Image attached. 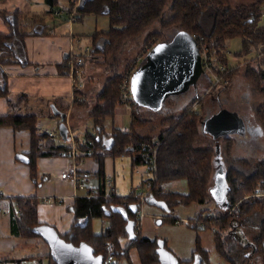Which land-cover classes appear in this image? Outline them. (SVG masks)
Instances as JSON below:
<instances>
[{"label":"trees","instance_id":"trees-1","mask_svg":"<svg viewBox=\"0 0 264 264\" xmlns=\"http://www.w3.org/2000/svg\"><path fill=\"white\" fill-rule=\"evenodd\" d=\"M45 2L51 7L47 14H51L57 0ZM71 2L72 5L75 3L74 0ZM166 10L171 13L169 17H165ZM263 13L262 1L234 7L230 0H81L76 17L77 20L91 14H105L109 17V30L92 36L95 39L94 52L102 54L107 60L117 59L130 43L141 38L154 25L158 27L154 29V33L148 35V41L146 40L149 42L150 37L156 35L153 47L158 43H171L182 31L188 32L194 38L203 36L204 41L197 39L199 48L207 45L217 63L230 67L226 77L231 82L242 72L253 88L259 93H264V70L257 61L246 60L243 65L232 68L228 57L221 53L223 44L234 38L242 39V48L237 55L247 54L259 45H264V29L258 26ZM1 14L10 32L0 34V97L7 98L9 106L8 115L0 117V127L28 130L31 133L30 152L18 153L16 160L30 166L34 177L39 157L66 156L69 145L67 142H54L49 132H41L39 120L43 116L21 112V104L27 103L29 99L24 95L13 97L9 92L2 67L10 63H28L24 44L25 35L28 33L24 31V34H21L22 20H19L18 16L22 17L23 13L16 10L2 11ZM33 20V24H36L41 22L42 18ZM207 21L210 24L206 25ZM39 26L36 25V29L30 34H39ZM172 28L180 30L164 38V33ZM69 72L68 69V75ZM200 79L206 81L210 87L212 79L209 75L203 74ZM120 86V77L111 78L98 95L97 103L89 115L95 128L101 132L105 129V121L113 118L116 108L123 105ZM74 94L79 97L81 92ZM199 97H192L191 104ZM190 100L178 116L166 119L168 128L157 138L162 142L157 156V180L150 200L152 203L164 204L171 210L178 205L215 202L218 207L221 206L215 214L199 213L190 225L196 227L203 223L204 228L212 232L215 250L225 258L224 264H264V195H254L257 190L264 193V160L258 163L242 158L233 160L232 165L225 171V200L216 201L210 189L217 170H224L221 156L215 149L197 146L201 137V122L205 117L199 111H189ZM75 102L83 106L86 101ZM134 107H137L135 101ZM133 115L137 117V122L134 120L130 125L132 135L124 133L121 129H114L113 143H109V149L101 138L91 134H87L86 140L80 145L79 159L84 157L88 142H95L91 157L100 163L101 178L104 177V159L108 157L130 156L134 167L144 165L149 160V154L142 150L139 144L143 141H153L154 137H143L137 132L144 120L135 112ZM257 115L264 129V107L257 111ZM130 145H135L137 150L130 151ZM179 180L187 182L186 194L164 190L165 184ZM11 202L13 206L10 219L16 236L39 239L47 243L50 248V264H61L53 253V246L58 241L66 242L77 249L91 250L93 260L88 263L77 261L78 264H103L109 257L113 258L116 264H120L132 249L136 250L140 264H209L207 256L200 250L194 252L192 259L182 260L169 248L166 240H151L140 236V227H137L139 201L132 196H106L101 189L95 197L77 199L73 205L75 222L66 235H60L54 227L38 221L37 199L15 198ZM95 218L109 222L108 227L100 234L92 231V220Z\"/></svg>","mask_w":264,"mask_h":264},{"label":"crops","instance_id":"crops-1","mask_svg":"<svg viewBox=\"0 0 264 264\" xmlns=\"http://www.w3.org/2000/svg\"><path fill=\"white\" fill-rule=\"evenodd\" d=\"M260 1L263 2L264 9V0H230L231 4L239 2L236 6L252 5ZM22 8L23 10H21ZM16 10L23 13L22 17L18 16V19L22 20L21 34H24V31L28 33L24 38L28 63L26 65L10 63L4 65L2 70L7 78V87L11 95L13 97L24 95L29 99L27 103L21 104L19 110L21 112L41 114L43 118L39 120V123L42 119L54 121L64 116L68 134L76 136L81 144L86 140L87 134H91L101 138L103 144L109 147V143L111 144L110 140L113 139L114 129L110 131L105 128L102 132L97 130L89 116L93 103L88 97L89 94L92 95L93 93L95 78L91 72L96 66L95 62L101 59L100 57L97 58L98 60L95 58L93 44L95 39L92 37L93 35H90L85 42V46L90 47L92 52L85 58L81 74V82L84 85L81 96L84 97L86 102L83 106H80L77 102H74L73 83L70 74H67L69 68L66 60L69 54L73 53L77 38L82 36L79 35L75 28L70 33L68 28L73 27V25H67V28L64 20L57 25L48 27L45 23L44 14L40 15V12H36L34 0H0V34L10 32V28L1 12H14ZM60 16H62V13ZM34 18H42V21L33 24ZM36 25H40V33L30 34L36 29ZM231 67L233 68V66ZM87 71L90 74L88 79L84 78V74ZM238 75L239 73L232 80L229 87L223 90H229ZM203 82L204 88L194 94V98L209 89L208 83L206 81ZM208 96H210V100L207 103V109L213 108L214 95L212 93L207 94L200 108ZM8 113V99L0 97V117H4ZM206 119L207 117L201 122V126L205 124ZM258 128H260V134H263V131L261 132L262 123ZM39 130L42 131L44 129L40 127ZM125 130L122 129L123 132ZM52 131L55 132L54 128L48 129L49 133ZM140 131L139 134L141 133ZM58 134L59 132L57 131ZM205 134L206 144L216 138L208 131ZM142 135L152 136L148 134ZM66 142L62 139L61 143L66 144ZM30 149L31 133L28 130H14L7 126L0 127V264H50V248L47 243L39 239H24L16 236L10 219L13 206L11 201L13 199H37L38 221L54 227L60 235H66L71 231L75 222L76 216L73 212V205L77 199L87 197L88 194L96 196L97 191L101 189L106 196L115 194L117 197L122 198L139 195L143 191L141 182L143 168L134 167L130 156L104 159V177L102 178L99 176L100 163L93 157H81L80 170L90 174L86 182L87 189L81 191L76 189L73 182L61 178V175L74 164V160L66 156L39 157L36 161V175L33 177L31 167L16 160L18 153H29ZM220 161L221 163L223 162V156H221ZM164 186H169L171 189L174 186H178V190L175 191L180 192L175 193L186 194L188 192V184L184 180L167 183ZM185 186L186 188L184 189ZM61 198L64 199L63 203L59 202ZM151 201L148 198L146 203L148 206L143 207L145 213L143 227L146 223L147 214L161 220L163 213L172 211L164 204L152 203ZM146 209L149 210L148 213ZM189 215H196V212L193 211ZM176 219L178 220V218H173L174 221ZM97 220H101V222ZM92 221L99 228V233L109 225L108 221V224H106L104 222L106 220L100 218H95ZM141 227L142 225L140 230ZM189 230L192 232L190 236H182L177 233L182 240L176 242L174 246L168 245L179 258L185 260L191 259L197 247V237L195 238L194 236V230ZM184 231L185 233L187 232L186 230ZM146 237L151 238L148 231H146ZM73 250L80 254L81 258L79 260L82 259L81 261L84 263L93 260V255L89 248L77 249L63 241H58L53 246V253L62 263H65L68 257L71 256ZM23 259L26 260L23 261ZM21 260L22 262H20ZM123 261L124 258L120 264Z\"/></svg>","mask_w":264,"mask_h":264},{"label":"rangeland","instance_id":"rangeland-1","mask_svg":"<svg viewBox=\"0 0 264 264\" xmlns=\"http://www.w3.org/2000/svg\"><path fill=\"white\" fill-rule=\"evenodd\" d=\"M238 3L239 2H234L232 3V5L236 7ZM34 7L37 10L36 12H40V15L44 14L45 23L48 27L57 25L64 20L66 26L73 25V27L71 28H68L67 26L70 33L73 32L74 28L75 30L77 29V32L82 37H76L78 40L75 43L73 53L82 55L89 53L92 49L85 46L86 39H88L90 35L107 32L109 30L110 19L106 15H86L82 20H77L75 23L69 22L67 20L68 13L72 9H76V4L74 3L72 5L71 0L70 3L69 0H57L54 9L60 11L62 13V16H55L52 13L47 14V12L51 10V7L44 0H34ZM21 10H23V8ZM170 15V11L166 10L165 17H169ZM208 24H210L209 21L206 22V25ZM258 26L264 29V15H262L261 20H259ZM157 27L158 26L156 25L152 26L151 30L147 31L141 38L130 43L126 50L117 59L110 58L107 60L106 58L104 59V56H102V54L95 53V58L97 59L98 57H100L101 59H97L98 61L95 62L96 66L91 72L95 77L92 91L93 93L92 95L89 94L88 97L93 103L92 107H95L97 103L96 101L98 100V95L104 90L106 84L111 78L120 77L122 84L123 78L132 63L137 60L139 56H144L143 60L145 59V56L153 47V41L156 40L154 39L156 35H153L152 37H150V41L146 42V40L148 41L147 37L151 33H154V29H156ZM207 29L209 30V27H207ZM179 30L180 28H172L168 30L166 34L164 33L163 37L166 38L170 36V34ZM160 34H162V32ZM225 45L227 46V56L223 51L225 49ZM203 47L211 51V49L207 45H203ZM258 47L247 54L237 55V53H239L242 48V39L234 38L223 44L221 53L222 55L228 57L230 66L236 67L239 64L243 65L246 60H254L257 61L260 68L264 70V56L259 58ZM254 65L257 66L256 64ZM89 75L90 74L88 71L85 72L84 78L88 79ZM202 84L204 83L202 82L201 84H195L179 95L167 97L163 102L162 107L158 110H154L148 106L137 103V107L134 112L138 117L144 120L142 126L137 129V132L139 133V130H141L140 135H152H142L143 137H154V139H157L160 134H162L168 128V124L165 123L166 119L168 117L178 116L188 105L189 100L194 96V94L204 88ZM222 85L223 84H220L217 89L211 91V93L214 94L213 108L207 109V103L210 100V96H208L204 101L202 107L198 111L201 112L204 117H207L206 122L218 113H226L228 116H230V118L236 121V125L233 126L234 132H228L225 135L216 137L215 140H212L210 143L206 144V125L200 126L202 137H200V139L198 140L197 146L208 147L212 148L213 150H217L220 153V156H223L222 166L225 171L232 165L233 160L237 158H242L253 163L263 161L264 130L261 129V132L263 131V134H260V128H258V126L261 125V121H259L257 111L264 107V93H259L255 88H253V86H251L246 80L242 72L239 73L235 83L229 90L220 91ZM81 101H84V97H82ZM115 112L116 113L113 118L107 119L105 121L106 130L111 131L113 129H130L131 123L134 120L135 122H137V117L133 115L134 113L131 109V106H118ZM60 121V118L54 121L42 119L39 123V128H43L44 130H42L41 132L45 133L48 132V129L54 128L55 132L57 133V131L59 132L58 126ZM51 140L57 143L62 142L60 134L56 135V137ZM213 185L214 183H212V186ZM168 187L164 186L167 192H180L175 191L178 190V186H174L173 189ZM185 188L186 186L184 187V189ZM146 206H148V204H146L144 207ZM220 207H218V205L213 201L211 203L190 204L188 206L178 205L175 206L171 212L163 213L161 220L147 214V217L145 219V226L143 227L144 218H142L139 223L140 226L142 225L141 230L139 229L140 236L148 238L146 237V231H148L151 236V238L148 239L159 240V238H163V240L167 241L168 245L174 246L176 242L182 240V238H180L177 233L181 234L182 236H190L192 232L189 229H193L194 236L195 238L197 237L196 250L202 251L203 254L207 256L209 264H224L226 262L225 258L221 257L215 250V243L212 232L209 229L204 228L203 223L198 224L196 227H192L190 225V222H194L196 216L199 213H202L203 215H209L211 213L215 214L217 209H220ZM146 211L148 213L149 210L146 209ZM193 211L196 212V215L190 216L189 214L193 213ZM173 218H178V221H180L181 223H175ZM97 221L101 222V220ZM104 222L108 224L107 221ZM91 227L92 231L95 234H100L99 228L95 223L93 224V221ZM184 230H186L187 232L185 233ZM193 255L191 256V259L193 258ZM128 256L127 259L124 258L122 264H140L136 250L132 249ZM182 260L185 259L182 258Z\"/></svg>","mask_w":264,"mask_h":264},{"label":"water","instance_id":"water-1","mask_svg":"<svg viewBox=\"0 0 264 264\" xmlns=\"http://www.w3.org/2000/svg\"><path fill=\"white\" fill-rule=\"evenodd\" d=\"M202 75L203 67L198 42L188 32L182 31L171 43L155 45L134 72L131 79L133 98L136 103L158 110L167 97L185 92L197 84ZM64 121L63 116L58 129L61 138L66 141L68 128ZM235 122L226 113L221 112L205 121L204 125L210 134L219 137L228 132H234ZM110 141L113 143V139ZM210 193L218 202L225 200L226 173L224 170L218 169L215 173L214 186L211 187ZM79 255L76 250H73L65 263L55 257L61 264H78L77 261H81Z\"/></svg>","mask_w":264,"mask_h":264},{"label":"built area","instance_id":"built-area-1","mask_svg":"<svg viewBox=\"0 0 264 264\" xmlns=\"http://www.w3.org/2000/svg\"><path fill=\"white\" fill-rule=\"evenodd\" d=\"M74 1L76 4V9H72L68 13V21L71 23H75L77 21L76 16H77L78 8L81 3V0H74ZM53 14L55 16H60L61 12L57 10H53ZM195 39L196 40L199 39L200 41H202L204 40V37L199 35ZM226 47L227 46L225 45L224 46L225 49L223 50L225 55L227 54ZM151 50H149V52ZM90 52L84 55L77 54V53H70L69 57L66 60L67 67L69 68V71H70V78L72 79V83H73L74 93L77 91L81 92L84 88V85L81 82V74L83 71V66L85 64V58L90 55ZM200 52H201L203 74L209 75L210 78L212 79V82H211L209 89L205 93L200 95V97L196 99L190 105L189 111L191 112H197L200 109L202 99L205 98V96L209 94L212 90L217 89L220 84H223L220 91H222L223 89H225L227 86L231 84V81L229 80V78L226 77V74L230 72V69H229L230 67L227 68L217 63V61L214 58V54H212L210 50L205 49V47L202 46V48H200ZM1 53L2 52L0 51V54ZM258 55H259V58L264 56V45L258 47ZM143 58L144 56H139L137 60H135L132 63L129 70L125 74L122 84L120 86L121 103L125 106H131L133 113L136 108L134 107V98L132 94L131 79H132L134 72L138 69ZM216 69H218V71H216ZM81 100H82L81 95L79 97L74 96V102L81 101ZM124 133L132 135L131 129H126ZM56 135L57 133L54 131L49 133V136L51 138L56 137ZM67 136H68V139L66 141L69 144V149L66 153V157L73 159L74 164L68 171H66L65 173L61 175V178L73 182L76 186V189L83 191L87 189L86 182L89 179L90 174L86 171L80 170V165L82 163L81 160L79 159V155L81 154V151H80L81 143L79 142L76 136L72 134L70 135L68 134ZM161 142L162 141L159 139H154L153 141H143L139 144L142 150L147 151V153L149 154V160L147 161V163L144 165L137 166L138 168H141V167L143 168V172L141 173V178H142L141 182H142L143 191L139 195L132 196L133 198L139 201V207L137 209L139 223H140V220H142V218H144L145 216L143 207L145 203L148 202V198L151 197L154 184L156 183V180H157V172H158L157 156H158V149L161 145ZM94 146H95V142L93 140H90L88 142L87 151L83 153L84 156L91 157ZM128 149L130 151H136L137 147L135 145H130ZM254 195L263 196L264 193L257 190L254 193ZM87 197H95V195L88 194ZM59 202L63 203L64 199L62 198L59 199ZM175 223L180 224L181 222L178 220H175ZM137 227H140V224H138ZM103 264H116V263L114 262L113 258L109 257L104 261Z\"/></svg>","mask_w":264,"mask_h":264},{"label":"flooded vegetation","instance_id":"flooded-vegetation-1","mask_svg":"<svg viewBox=\"0 0 264 264\" xmlns=\"http://www.w3.org/2000/svg\"><path fill=\"white\" fill-rule=\"evenodd\" d=\"M143 61H144V60L141 61L140 65L143 63ZM140 65H139V66H140ZM138 68H139V67H138ZM202 82H203V81H202L201 79H199L198 82H197V84H201ZM203 83H204V82H203ZM193 86H194V85H193ZM191 87H192V86H191ZM234 125H236V122H235Z\"/></svg>","mask_w":264,"mask_h":264},{"label":"snow or ice","instance_id":"snow-or-ice-1","mask_svg":"<svg viewBox=\"0 0 264 264\" xmlns=\"http://www.w3.org/2000/svg\"><path fill=\"white\" fill-rule=\"evenodd\" d=\"M86 251H88V250L86 249Z\"/></svg>","mask_w":264,"mask_h":264}]
</instances>
